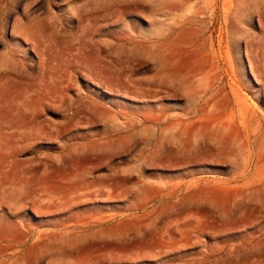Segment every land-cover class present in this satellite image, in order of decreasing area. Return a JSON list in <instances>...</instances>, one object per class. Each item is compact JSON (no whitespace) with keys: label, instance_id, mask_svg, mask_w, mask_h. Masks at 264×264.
I'll list each match as a JSON object with an SVG mask.
<instances>
[{"label":"rangeland","instance_id":"rangeland-1","mask_svg":"<svg viewBox=\"0 0 264 264\" xmlns=\"http://www.w3.org/2000/svg\"><path fill=\"white\" fill-rule=\"evenodd\" d=\"M0 264H264V0H0Z\"/></svg>","mask_w":264,"mask_h":264},{"label":"bare ground","instance_id":"bare-ground-1","mask_svg":"<svg viewBox=\"0 0 264 264\" xmlns=\"http://www.w3.org/2000/svg\"><path fill=\"white\" fill-rule=\"evenodd\" d=\"M198 12H200V11H198Z\"/></svg>","mask_w":264,"mask_h":264}]
</instances>
